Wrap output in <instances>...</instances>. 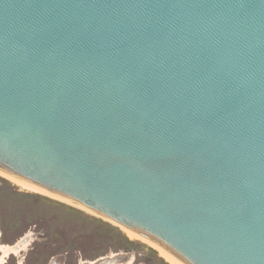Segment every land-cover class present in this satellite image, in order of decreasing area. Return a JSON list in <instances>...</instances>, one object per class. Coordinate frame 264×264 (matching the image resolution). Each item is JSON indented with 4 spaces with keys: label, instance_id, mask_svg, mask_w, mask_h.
<instances>
[{
    "label": "water",
    "instance_id": "95a60500",
    "mask_svg": "<svg viewBox=\"0 0 264 264\" xmlns=\"http://www.w3.org/2000/svg\"><path fill=\"white\" fill-rule=\"evenodd\" d=\"M0 170L180 264H264V0H0Z\"/></svg>",
    "mask_w": 264,
    "mask_h": 264
},
{
    "label": "rangeland",
    "instance_id": "374dc122",
    "mask_svg": "<svg viewBox=\"0 0 264 264\" xmlns=\"http://www.w3.org/2000/svg\"><path fill=\"white\" fill-rule=\"evenodd\" d=\"M120 229L0 174V242L25 239V249L5 264H170L156 248Z\"/></svg>",
    "mask_w": 264,
    "mask_h": 264
},
{
    "label": "bare ground",
    "instance_id": "6f19581e",
    "mask_svg": "<svg viewBox=\"0 0 264 264\" xmlns=\"http://www.w3.org/2000/svg\"><path fill=\"white\" fill-rule=\"evenodd\" d=\"M0 174L4 175L5 177L15 181V182H18L19 184H21L22 186L24 187H27L25 185H23L22 183H20L16 177L10 175V174H7L3 171L0 170ZM29 188V187H27ZM31 189V188H30ZM34 190V189H33ZM119 226V225H118ZM121 227V226H119ZM124 232L126 233V235L131 238V239H141V240H144L145 242H147L148 244H150L151 246H153L154 248H156L160 255L167 261L169 262L170 264H180L178 263L175 259H173L169 254H167L164 250H162L161 248L157 247L156 245L148 242L147 240L139 237L138 235L130 232L129 230L121 227ZM27 241V240H26ZM28 243V242H27ZM25 246V239L24 237L20 238L17 242H15L14 244L10 245V244H4V243H1L0 242V264H5L6 262V258L9 257L10 254H17L18 252L22 251L23 248ZM27 246V244H26ZM25 249V248H24ZM94 263V262H93ZM19 264H22L21 262Z\"/></svg>",
    "mask_w": 264,
    "mask_h": 264
},
{
    "label": "trees",
    "instance_id": "16d2710c",
    "mask_svg": "<svg viewBox=\"0 0 264 264\" xmlns=\"http://www.w3.org/2000/svg\"><path fill=\"white\" fill-rule=\"evenodd\" d=\"M123 232V229H120ZM124 233V232H123ZM125 234V233H124ZM127 236V235H126Z\"/></svg>",
    "mask_w": 264,
    "mask_h": 264
}]
</instances>
